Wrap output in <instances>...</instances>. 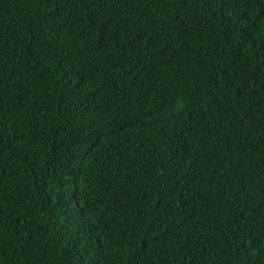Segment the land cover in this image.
<instances>
[{
  "label": "trees",
  "instance_id": "trees-1",
  "mask_svg": "<svg viewBox=\"0 0 264 264\" xmlns=\"http://www.w3.org/2000/svg\"><path fill=\"white\" fill-rule=\"evenodd\" d=\"M0 264H264V0H0Z\"/></svg>",
  "mask_w": 264,
  "mask_h": 264
},
{
  "label": "snow or ice",
  "instance_id": "snow-or-ice-1",
  "mask_svg": "<svg viewBox=\"0 0 264 264\" xmlns=\"http://www.w3.org/2000/svg\"><path fill=\"white\" fill-rule=\"evenodd\" d=\"M128 3H135V0H126Z\"/></svg>",
  "mask_w": 264,
  "mask_h": 264
}]
</instances>
